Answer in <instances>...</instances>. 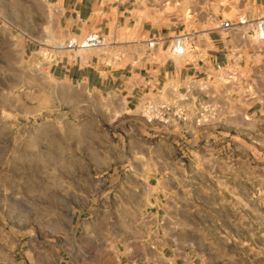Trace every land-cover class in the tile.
<instances>
[{
	"label": "rangeland",
	"instance_id": "obj_1",
	"mask_svg": "<svg viewBox=\"0 0 264 264\" xmlns=\"http://www.w3.org/2000/svg\"><path fill=\"white\" fill-rule=\"evenodd\" d=\"M60 15L0 0V264H264V122L173 128L59 77L87 35Z\"/></svg>",
	"mask_w": 264,
	"mask_h": 264
},
{
	"label": "crops",
	"instance_id": "obj_2",
	"mask_svg": "<svg viewBox=\"0 0 264 264\" xmlns=\"http://www.w3.org/2000/svg\"><path fill=\"white\" fill-rule=\"evenodd\" d=\"M46 1L60 11L59 21L68 35L81 37L96 31L103 38L100 47L60 55L53 69L59 77L79 81L91 91L113 93L126 107H139L145 96L156 102L178 103L190 77L209 80L216 67H227L234 57L230 54L237 53L239 63L235 61L232 65L236 68V82L230 83L225 78L210 81L218 95V112L215 119L204 124L221 120L239 124L245 117L247 122H264V116L257 115L260 109L255 107L254 100L245 97V93L238 94L243 83L264 94V49L246 43L241 30L220 28L224 19L264 16V0ZM177 34H190L198 51L171 55L169 43ZM150 39H156L152 48L147 47ZM221 94L229 102H223ZM178 104L184 110V119L169 114L168 123L173 128L181 123H194L192 99ZM152 174L153 169L147 176L149 185L156 183Z\"/></svg>",
	"mask_w": 264,
	"mask_h": 264
},
{
	"label": "built area",
	"instance_id": "obj_3",
	"mask_svg": "<svg viewBox=\"0 0 264 264\" xmlns=\"http://www.w3.org/2000/svg\"><path fill=\"white\" fill-rule=\"evenodd\" d=\"M220 28L224 30L237 31L241 30V38L251 46L260 47L264 49V16L260 17H248L246 15L236 16L234 19H224L220 22ZM190 34H177L171 37L168 51L171 55L181 56L188 50L198 51V47L195 44V40L190 37ZM156 39H150L147 41V47L152 48L155 45ZM103 45L102 36L96 32H89L80 41L72 38L67 41L64 48L68 51L78 49L97 48ZM264 52V51H263ZM233 58L229 59L227 67L218 66L215 68L213 76H210L209 80L200 77H190L186 84L183 93L178 97L177 102H188L192 99L193 102V115L192 121L200 124L209 122L217 116V94L213 89V85L210 82L212 79H227L230 83L236 82V68L233 67V63L236 60L237 53H233ZM241 88H244L245 97L249 99H255L257 97V91H254L251 86L246 83L241 84ZM237 89V88H236ZM253 92L254 94H251ZM248 93V94H246ZM176 102H163V100L156 102L151 97L145 96L141 102V112L143 116H149L150 119H155L159 122H168L170 119L169 114H172L176 119H184V110L182 106Z\"/></svg>",
	"mask_w": 264,
	"mask_h": 264
}]
</instances>
